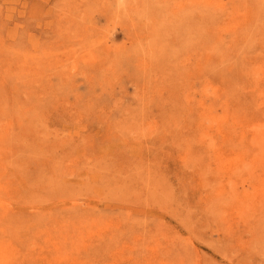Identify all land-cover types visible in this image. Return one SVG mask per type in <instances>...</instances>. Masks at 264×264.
<instances>
[{
    "label": "rangeland",
    "instance_id": "obj_1",
    "mask_svg": "<svg viewBox=\"0 0 264 264\" xmlns=\"http://www.w3.org/2000/svg\"><path fill=\"white\" fill-rule=\"evenodd\" d=\"M0 264H264V0H0Z\"/></svg>",
    "mask_w": 264,
    "mask_h": 264
}]
</instances>
